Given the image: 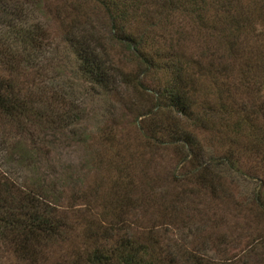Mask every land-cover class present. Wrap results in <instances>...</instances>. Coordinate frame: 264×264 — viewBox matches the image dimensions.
I'll return each instance as SVG.
<instances>
[{"label":"rangeland","instance_id":"374dc122","mask_svg":"<svg viewBox=\"0 0 264 264\" xmlns=\"http://www.w3.org/2000/svg\"><path fill=\"white\" fill-rule=\"evenodd\" d=\"M22 1L21 11L14 10L0 19V31H8L13 22L40 26L46 31L48 44L39 50L35 64L23 63L24 71L14 79V89L34 99L33 104L52 108L55 122L38 120L33 113L13 118L0 111V174L17 182L39 180L53 188L57 209L66 214L71 225L66 238L51 244L39 264H73L79 252L95 244L85 229L86 219L94 215L108 222L113 218L111 213L103 217L102 212L114 210L109 194L114 180L120 181V171L127 172L124 179L129 180L126 187L131 199L122 215L123 228L107 240L108 244L121 234H129L142 242L156 241L160 255H172L180 264H264V207L252 201L258 180L244 174L249 164L256 162L253 153L244 151L246 138L239 135L230 145L244 160L238 168L218 157L231 141L219 132L220 126L230 128L216 122L220 120L217 114L209 113L211 125L198 127L172 112L179 116L180 125L195 132L202 157L221 174L223 188L212 191L208 183L194 180L188 174L192 164L183 162L181 151L148 145L138 130L137 119L145 111L150 112L147 119L172 118L165 110L152 112L156 108L153 95L119 81L110 91L92 87L78 67L79 59L66 35L71 23V30L80 34L98 30L109 42V66L136 67L125 45L108 41L110 18L105 7L94 0ZM187 20L186 27L190 26ZM6 35L14 43L20 40ZM198 36L196 31L193 36L186 35L182 50L195 56ZM236 62L234 73L242 69ZM143 81L153 83L149 77ZM195 81L199 88L194 96L204 113L203 100L215 102L218 94L209 76ZM231 95L236 98L241 94L233 91ZM75 110L77 117H59ZM108 126L110 133L105 136L102 131ZM113 135L115 138H110ZM0 264L33 263L3 250Z\"/></svg>","mask_w":264,"mask_h":264},{"label":"trees","instance_id":"16d2710c","mask_svg":"<svg viewBox=\"0 0 264 264\" xmlns=\"http://www.w3.org/2000/svg\"><path fill=\"white\" fill-rule=\"evenodd\" d=\"M94 1L105 7L110 18L108 41L114 39L125 45L136 67L109 66V42L98 30L91 34L71 30V23L66 28L67 39L91 86L110 91L119 81L140 93L153 95L156 108L152 112L165 110L172 118L156 121L154 116L146 118L150 112H143L137 127L146 136V144L172 146L181 151L183 162L192 164L188 174L203 185L208 183L212 191L223 188L224 180L202 157L195 132L180 125L175 114L198 127L210 124L209 113L217 114L220 120L216 122L230 128L229 131L220 126L219 132L231 141L218 157L241 168L244 160L230 145L236 143L239 135L246 138L244 151L253 153L256 162L249 164L244 174L258 180L259 188L252 201L264 207V0ZM23 5L22 0H0V19L14 10L21 11ZM185 18L190 26H185ZM9 26L8 31H0V111L13 118L33 113L38 120L55 122L52 108L33 104L35 100L15 90L13 82L24 71L23 63L35 64L39 50L43 51L48 44L46 31L40 30V26L15 22ZM195 31L199 33L198 52L191 56L182 46L184 37L193 36ZM6 33L20 39L19 42L9 40ZM236 61L242 68L238 73H234ZM202 75L210 77L218 94L215 102L210 98L203 100L204 113L194 96L199 88L195 79ZM146 77L153 79L152 85L143 81ZM233 91L242 97H233ZM78 113L75 110L59 117H77ZM102 132L108 136L109 126ZM120 172V181L114 180L109 194L114 210L102 212L103 217L111 213L113 218L105 222L106 218L87 217L85 229L95 244L79 252L73 264H180L172 255H160L156 241L142 242L135 236L121 234L108 244L107 240L123 228L122 215L131 199L126 187L129 180L124 179L127 172ZM55 192L39 180L17 182L5 173L0 174V252L9 250L22 260L39 264L51 244L66 238L71 225L66 214L57 209Z\"/></svg>","mask_w":264,"mask_h":264}]
</instances>
